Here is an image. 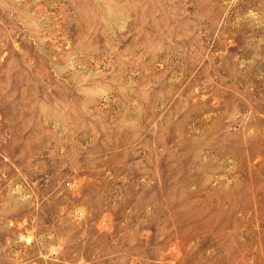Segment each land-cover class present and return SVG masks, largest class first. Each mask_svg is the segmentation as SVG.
Listing matches in <instances>:
<instances>
[{"label":"rangeland","instance_id":"obj_1","mask_svg":"<svg viewBox=\"0 0 264 264\" xmlns=\"http://www.w3.org/2000/svg\"><path fill=\"white\" fill-rule=\"evenodd\" d=\"M0 264H264V0H0Z\"/></svg>","mask_w":264,"mask_h":264}]
</instances>
